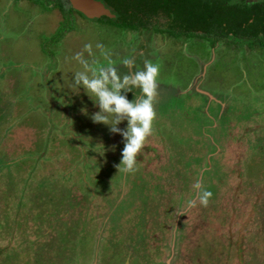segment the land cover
Segmentation results:
<instances>
[{"label": "rangeland", "instance_id": "rangeland-1", "mask_svg": "<svg viewBox=\"0 0 264 264\" xmlns=\"http://www.w3.org/2000/svg\"><path fill=\"white\" fill-rule=\"evenodd\" d=\"M100 19L0 0V264H264V48ZM85 43L159 67L134 172L66 88ZM196 180L212 196L187 207Z\"/></svg>", "mask_w": 264, "mask_h": 264}, {"label": "clouds", "instance_id": "clouds-1", "mask_svg": "<svg viewBox=\"0 0 264 264\" xmlns=\"http://www.w3.org/2000/svg\"><path fill=\"white\" fill-rule=\"evenodd\" d=\"M96 48L100 50L105 63H90L85 59V52L88 57L93 56L92 45L85 43L83 51H77L71 57L80 68L71 72L72 81H67L66 88L77 93L82 87L93 104L99 108L98 112L91 114L90 120L106 125L110 133L121 136L123 147L120 149L119 163L115 167L118 172L128 174L135 171L137 156L142 154L146 138L152 133L159 67L147 59L143 61L142 68L135 67L134 59L125 57L120 60V64L131 71L120 73L104 51L103 45L97 43ZM136 89L139 94L135 92L131 100L122 94ZM80 111L88 115L86 107H81ZM122 121H126L124 129L118 127ZM92 150L95 151V147ZM192 187L195 198L187 200L186 206L192 207L197 201L200 205H206L212 193L203 188L199 180Z\"/></svg>", "mask_w": 264, "mask_h": 264}, {"label": "trees", "instance_id": "trees-1", "mask_svg": "<svg viewBox=\"0 0 264 264\" xmlns=\"http://www.w3.org/2000/svg\"><path fill=\"white\" fill-rule=\"evenodd\" d=\"M32 1L58 8L65 21L74 12L68 0ZM100 1L115 15L100 20L121 29H155L172 37H198L210 43L224 40L264 48V0Z\"/></svg>", "mask_w": 264, "mask_h": 264}, {"label": "water", "instance_id": "water-1", "mask_svg": "<svg viewBox=\"0 0 264 264\" xmlns=\"http://www.w3.org/2000/svg\"><path fill=\"white\" fill-rule=\"evenodd\" d=\"M72 8L82 13L86 18L99 19L102 17L114 18L111 12L103 2L100 0H68Z\"/></svg>", "mask_w": 264, "mask_h": 264}]
</instances>
